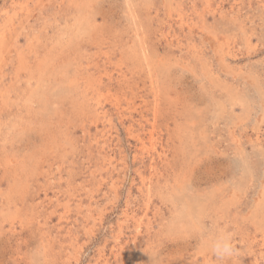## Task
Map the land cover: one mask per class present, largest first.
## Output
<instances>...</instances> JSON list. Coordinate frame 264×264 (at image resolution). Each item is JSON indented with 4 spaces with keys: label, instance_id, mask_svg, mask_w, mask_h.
<instances>
[{
    "label": "rangeland",
    "instance_id": "rangeland-1",
    "mask_svg": "<svg viewBox=\"0 0 264 264\" xmlns=\"http://www.w3.org/2000/svg\"><path fill=\"white\" fill-rule=\"evenodd\" d=\"M0 264H264V0H0Z\"/></svg>",
    "mask_w": 264,
    "mask_h": 264
},
{
    "label": "clouds",
    "instance_id": "clouds-1",
    "mask_svg": "<svg viewBox=\"0 0 264 264\" xmlns=\"http://www.w3.org/2000/svg\"><path fill=\"white\" fill-rule=\"evenodd\" d=\"M208 245L212 254L221 262L239 254L233 242V234L223 228L209 236Z\"/></svg>",
    "mask_w": 264,
    "mask_h": 264
}]
</instances>
